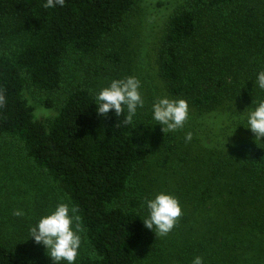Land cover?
<instances>
[{"label": "trees", "instance_id": "trees-1", "mask_svg": "<svg viewBox=\"0 0 264 264\" xmlns=\"http://www.w3.org/2000/svg\"><path fill=\"white\" fill-rule=\"evenodd\" d=\"M136 1L65 0L63 7L48 8L46 0H0V147L13 144L17 156L42 172L77 209L87 250L76 264H137L150 234L134 182L150 149L136 131V114L131 122L126 108L119 115L97 114V88L75 84L59 103L43 95L59 92L66 71L79 69L103 49ZM237 1L190 0L166 23L158 53L160 76L170 93L196 108L214 109L227 95L228 71L218 60L225 29L206 41L204 17L214 13L222 20ZM222 23L228 27L226 20ZM107 57L122 61L118 51ZM27 90L40 93L45 106L57 112L38 119ZM262 99L264 89H259L256 103ZM243 169L252 183L264 179V145L255 147ZM0 264L53 262L0 241Z\"/></svg>", "mask_w": 264, "mask_h": 264}, {"label": "rangeland", "instance_id": "rangeland-1", "mask_svg": "<svg viewBox=\"0 0 264 264\" xmlns=\"http://www.w3.org/2000/svg\"><path fill=\"white\" fill-rule=\"evenodd\" d=\"M189 1L137 0L121 30L107 39L103 49L79 69L66 71L59 92L43 96L59 103L67 89L78 83L101 90L113 79L134 76L140 81L144 104L136 112V131L145 138L150 155L138 172L134 190L144 202L160 191L171 193L182 211L166 236L147 228L150 236L137 264H192L196 256L202 257L203 264H262L264 179L252 183L243 165L256 146L264 145V137L256 142L246 127L247 113L255 107L260 89L254 74L260 65L264 68V0H238L222 19L228 27L214 13L204 17L206 41L219 28L225 29L218 60L228 71L227 95L221 105L208 110L186 100L189 114L184 126L163 131L152 119L154 100L165 95L183 97L170 93L160 76L158 53L170 15ZM109 51H118L122 61L108 59ZM25 94L38 119L57 112L45 106L40 93L27 90ZM188 133L190 140L185 138ZM61 202L67 203L61 192L18 157L13 144L0 147V241L53 262L44 245L30 237V229ZM15 210L23 214L16 216ZM145 211L147 217L146 207ZM81 241L76 262L87 250L82 237Z\"/></svg>", "mask_w": 264, "mask_h": 264}, {"label": "clouds", "instance_id": "clouds-1", "mask_svg": "<svg viewBox=\"0 0 264 264\" xmlns=\"http://www.w3.org/2000/svg\"><path fill=\"white\" fill-rule=\"evenodd\" d=\"M64 3L65 0H46L45 7H63ZM255 82L260 89H264V70L257 73ZM3 100L4 98L0 96V103H3ZM143 104L140 81L134 76L113 79L95 97L98 115L106 116L110 111L119 115L126 108L127 122L132 121L138 107H143ZM188 114L189 105L183 98H169L165 95L156 98L152 104V119L163 126V131L182 128ZM246 127L254 133L256 142L264 137V99L256 103L247 113ZM185 138L190 140L191 133ZM144 205L148 215L143 219V223L158 236H166L172 230L182 211L178 198L165 191H160L153 198L146 199ZM13 214L20 216L23 213L21 210H15ZM83 231L77 209L61 202L38 219L30 229V237L36 243L44 245L53 264H75ZM192 264H203L202 257L196 256Z\"/></svg>", "mask_w": 264, "mask_h": 264}]
</instances>
